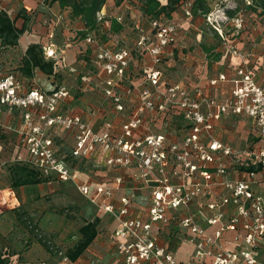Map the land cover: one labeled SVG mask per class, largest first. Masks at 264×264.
<instances>
[{
  "label": "built area",
  "instance_id": "built-area-1",
  "mask_svg": "<svg viewBox=\"0 0 264 264\" xmlns=\"http://www.w3.org/2000/svg\"><path fill=\"white\" fill-rule=\"evenodd\" d=\"M8 1L0 0V10L9 14ZM215 1L209 12L196 16L192 2L185 1L183 21L191 25L201 17L226 44L224 28L228 24L231 35H238L242 14L228 16L225 8H234L229 0ZM121 5L112 15L102 7L97 23L101 29L103 21L115 19L124 25L122 31L129 30V42L115 34L105 41L95 32L85 37L93 60L86 83L103 104L98 110L67 111L74 92L66 83L48 91L26 87L19 70L0 62V114L17 109L22 119L13 162L47 182L71 181L97 211L110 216L108 243L115 264H264V85L249 66L236 65L233 73L214 67L204 77L167 76L165 62L176 50L187 63L183 21L143 15L144 28ZM213 11H221V20ZM50 45L42 47L43 55L57 59ZM225 47L240 59L248 55L232 44ZM227 84L228 91L220 92ZM96 113L103 116L97 123ZM227 124L246 134L245 148L236 150L226 142ZM57 130L73 137L67 151L54 141ZM73 160L114 175L105 176L106 182H81ZM140 195L147 197L143 209L135 207ZM200 196L203 202L190 206ZM12 199L17 200L15 194ZM174 228L184 229L180 233L192 246L188 260H178L168 240ZM63 260L102 264L103 259L89 252Z\"/></svg>",
  "mask_w": 264,
  "mask_h": 264
},
{
  "label": "crops",
  "instance_id": "crops-1",
  "mask_svg": "<svg viewBox=\"0 0 264 264\" xmlns=\"http://www.w3.org/2000/svg\"><path fill=\"white\" fill-rule=\"evenodd\" d=\"M17 6L20 8H24L27 12L36 10V15L31 18L27 29L20 35L18 38V42L16 45H1L0 40V62L5 63L7 66L15 67L17 70L19 69V66L22 65V58L25 54V50L28 47V45L36 43L41 46H48L50 43L49 50L54 49L57 53L58 59H52V58H46L44 55L43 57L45 60H54V72L52 74H46L43 71H41L39 68L33 69L32 76H25L21 74L22 82L26 87L35 86L40 88L41 90H50L55 84L57 83H68L70 84L71 91L74 92L73 100L68 102L66 105L67 111H72L75 113H88L89 109H97L101 108L100 105H103L100 103L99 99L97 100V97L93 95V93L90 92L88 86H87V78L90 76V70H92L93 65H86V61L80 59L77 61V53H79L80 50H83L85 48L84 41L78 39V35H76V38H74L70 42V38L73 37V31L75 30H81L84 28L83 22L79 18L72 19L70 17V8L63 7L61 8L59 3L54 0H20L17 1ZM10 11V9H8ZM183 14H179L178 9H176L174 12H172L171 17L177 20L183 21ZM10 16V15H9ZM19 20V19H18ZM18 20L15 22V25L20 27L21 21L18 22ZM199 21H201L202 24H204V21L201 17H195L194 21L191 25H187L185 21H183V26L185 28V35H184V41L187 42V37L190 36V34L196 33L200 34L202 33V30L199 26ZM105 22L108 23V21H103L102 25H107ZM55 25V27H54ZM214 32V31H213ZM77 33V32H76ZM242 33L243 40H238V44L240 46L246 45V43L250 44L252 41V35H247ZM260 33V32H259ZM244 34V35H243ZM214 35L217 37V34L214 32ZM127 40H124L126 42H129L131 40L129 30H124L122 32L116 33L115 37H123ZM130 38V39H129ZM122 39V38H121ZM219 39V38H218ZM251 39V40H250ZM220 40V39H219ZM240 41V42H239ZM220 43H222L220 41ZM247 44V45H248ZM223 45V43L221 44ZM186 46V45H185ZM226 48V47H225ZM63 50L61 53L60 50ZM198 49V50H197ZM217 51L222 52L219 50V47L216 49ZM190 51V52H187ZM187 55V63L182 62L180 58V51H175V58L177 55V62H180V66L177 65V62H172V66H176L178 68H183V78L188 76H193L194 73H200L203 75V77L206 75L205 73L207 69V58L203 57V50L201 47H198L195 49V51H191L186 47ZM226 53L227 50H226ZM225 53V54H226ZM256 57V58H255ZM253 58L252 61L248 62V66L251 67V70L254 69V75L258 74L257 81L264 85V67L262 66L261 70H257L259 68V65L262 64V61H259L261 59L260 57L257 59V56L251 57ZM247 59V58H246ZM245 60V59H244ZM171 59H168L167 62L171 63ZM237 62H229L227 64L224 63V54L221 53L220 60L216 62H212L210 66H212V70L214 67L226 71L227 73H233L234 67L237 65ZM88 66V67H87ZM76 68L80 69L77 73L73 72V77L67 76V70L72 71ZM211 74V73H210ZM263 75V77H260L259 75ZM61 75L62 77H60ZM80 78L82 80H80ZM261 78V79H260ZM77 81V83L75 82ZM80 85H79V84ZM230 85L227 84L224 89H221L220 92H227ZM103 107V106H102ZM93 120L97 123L98 121L103 119V116L101 114H94ZM21 114L17 109H13L11 112L5 111L0 114V125H5L4 128L0 127V210L2 209V206L4 207V202L10 199L13 203H18V206L20 205V201H23L22 206L23 208L30 213L32 216V213L34 210L39 209L41 211L42 216L37 217V225L40 228V230L43 233H46L49 236H60L59 230H57L54 227V222L51 224L49 222L56 217V215H60L59 212H50V210L47 201H44L46 203H37V200L33 201H25L26 195L21 194L20 192L22 190H27L32 192L34 189V186H38V192L42 194L43 187L47 189L48 192L53 191L54 189H63L64 191H68V188H73L74 192L80 197L79 201L77 202V205H80L82 208H84V211L89 212V217L86 218V220H91V216H97L99 218V226H98V233L93 242L87 247V249L81 254H89V252H93L96 254H99L102 256V264H115L117 262V259L115 258V252L113 248L110 247L108 243V236L113 227V222L110 216H108L104 212L97 211L95 206L87 201L75 188V185L71 181H64V182H40L35 185L30 186H20L19 189L16 191L17 200H13L11 196L8 197L9 191L7 194H5L6 190H10V184L7 183L6 176L8 175V178L12 175V168L15 166H22L21 164H16L13 162V156L15 152L17 151V147L15 145L16 141V129L21 124ZM227 126V125H226ZM72 135L69 132H64L58 130L56 135H54V141L57 146H59V149L61 151H65L64 149L69 147L72 144ZM24 152V150H21ZM77 165H82L77 162ZM85 165V164H84ZM73 167V172L76 178L84 183H94V182H106L105 176H112L114 175L113 171H106V170H97L94 167L88 166L85 170L78 169L76 166ZM84 167V166H83ZM96 171V172H95ZM29 187V188H28ZM27 188V189H26ZM27 191V195H28ZM45 193V192H44ZM121 193V191L114 194V197L112 199L113 202H117L118 195ZM83 201H86L88 204L83 203ZM147 202V197L145 195H140L137 197V202L135 204V207L137 209H143L145 203ZM17 206V207H18ZM16 207V208H17ZM82 208H80V213L82 214ZM91 214V216H90ZM13 216H15L12 213ZM84 216V215H83ZM33 217V216H32ZM47 217L46 223H41L40 221ZM61 217L65 218L68 222L70 221L67 219L63 214H61ZM16 219V218H15ZM17 220V219H16ZM83 223V222H82ZM70 226H73L70 224ZM81 226H77V239L81 236V234L78 232V228ZM61 237V236H60ZM55 243L57 241H60L58 237L54 238ZM1 241H4V239L0 235V243ZM42 246V245H41ZM43 248V247H42ZM44 249V248H43ZM192 246H190L188 243L184 242L180 246L178 245L176 250V255L178 260H188L189 255L191 254ZM45 253L48 254V252L44 249ZM191 251V252H190ZM27 264V263H25Z\"/></svg>",
  "mask_w": 264,
  "mask_h": 264
},
{
  "label": "rangeland",
  "instance_id": "rangeland-1",
  "mask_svg": "<svg viewBox=\"0 0 264 264\" xmlns=\"http://www.w3.org/2000/svg\"><path fill=\"white\" fill-rule=\"evenodd\" d=\"M17 1H20V0H9L7 3V8L10 9L9 15L11 18L15 20V22L18 19H19L18 22L21 21L20 20L21 18H16V14L20 11V9L24 10V13L30 15L31 18H33V16L36 15V12H37L36 10L27 12L24 8L19 9V7L17 6ZM122 1H121L122 2L121 8L123 9V12H125L126 16L129 17L130 13H133V14L135 13L136 15L135 19H140L141 26L146 28L148 26V22L146 21L145 18H143L144 14L141 11L142 0H122ZM185 1L192 2V0H185ZM207 1L211 4H216L215 0H207ZM226 3L230 5L231 7L237 6L238 11L240 12V14H242L241 16L243 18V29L239 32L238 35H235V37L232 36L231 35L232 29L227 24L226 27L224 28L225 31L227 30L226 36H225L226 44L221 45L222 43H220V40L216 38L213 30L209 29L205 24H202L201 21H199V26H200V29L202 30V33L190 34V36L187 37V42H185L184 44L191 51H195L196 48L201 47L203 45H206V46L214 45L216 49L217 47H219V50L222 51L221 53L224 54V63L227 64L229 62H237L238 67L248 66V62L253 60V58L251 57L257 56V59H256L257 61H258V58L260 57L261 59H259V61H262V64L259 65V68L257 70H261L262 66L264 67V17L257 16L255 13L246 9L244 7V5L246 4L245 0H229ZM115 4H116L115 0H106L104 4V9L108 12L109 15H112L114 12H116L117 6H115ZM177 9H178L179 14H182L184 12L181 6H179ZM213 12L215 14L213 15V17H219L217 18V20H221L220 19L222 18L221 11L219 12L213 11ZM105 24L107 25H102L101 30L108 29V23L105 22ZM78 31L79 30L73 31V37L70 38V42L74 38H76V35H77L76 32ZM243 32H245L244 34L252 35L253 43L252 42L250 44L246 43V45H242V46L238 44L239 39L240 41L243 40L241 36ZM229 44L236 46L241 52L248 54L245 57V60L232 56L229 53H226L225 46H228ZM187 52H190V51H187ZM76 57H77L76 58L77 61L81 59L79 53H77ZM176 60L177 59L174 57L171 63L167 62V60L165 62L167 66V69H166L167 76L169 75V77L173 79H178L182 77V75H177V73L183 74V68L176 67L177 65L180 64V62H177ZM173 61H174V64H175V61L177 62L176 66H172ZM210 64L211 63H207L208 68L204 69L206 70V72H208V73H205L206 75H210V73L213 72L211 68L212 66H210ZM78 70L80 69L76 68L75 70H72V71L67 70L68 78L73 77L72 73L73 72L77 73ZM252 70L253 72H255L254 69ZM59 76L62 77L61 75ZM257 76L258 74L256 75V77ZM259 76L263 77V75L261 74ZM262 82H264V80H262ZM225 127L227 130L223 134V136L225 137L226 142L232 145L233 149L241 150L247 146L246 141L249 142V138L246 137L245 133L244 134L236 133L235 128L232 127L230 124H227V126L225 125ZM226 136L228 137V139H226ZM81 166L82 165L79 166L80 167L79 169L82 171L84 170L86 172L85 169L88 167V165H85V166L83 165L84 167L83 166L81 167ZM6 180H7V183L10 184L9 187L10 189H12V191L6 190L5 194H7L9 191L8 197L11 196L12 198L13 194L17 195L16 191L19 189V187H13L11 185V182H12L11 176L8 178V175H7ZM204 186L206 187V185ZM38 188L40 187L34 186V189L32 190V192L31 191L29 192L28 189L26 188L27 190H22L20 193L26 195L25 201L26 200L27 201L37 200L38 201L37 203H46L44 201H47V204L50 210H52L50 212H53V211L60 212V210L65 209L67 210L66 211L67 213L73 214L74 212L70 208H73V207L78 208L77 217L75 219H71V220L69 219L70 221L68 222L67 220H65L64 217L63 218L61 217V214L60 215L58 214L56 215V217H54V219H52L51 222H49L50 224L54 222V227L57 230H59L58 233L61 237L56 236L60 239V241H57L55 243L54 238L56 237L50 236V243H49L50 252L46 254L42 246L30 234V232L15 219V216L12 215V213L14 214V208H16L17 206H16V203H13L12 201H10V199H8L7 201L3 203L4 204V207L2 206L3 210H0V235L4 239V241H1L0 245L3 246V249L6 251L7 254L16 258L14 260L15 261L14 264H23V263H27V264H69L68 261L63 260L65 250L68 247H70L72 244H74L75 241L77 240L78 235H77L76 227L82 224V222L86 220V218H90L89 212L84 211V208H82L83 206L81 207L80 205H77V202L79 201L80 197L74 192L73 188L71 187L68 188V191L67 190L64 191L63 189L62 190L54 189L53 191H50V192H48L47 189L43 187L42 189L43 192H41L42 194L38 192ZM27 191H28V195H27ZM203 200H204V197L200 196V198H196L195 202L192 201L193 203L191 202L190 206H193L195 204L197 205L201 204ZM19 201L21 205L20 207L23 208L22 206L23 201L22 202L21 200ZM83 203L88 204L86 201H83ZM80 208H82V214L84 216L81 215ZM192 214H194L193 211H192ZM32 216H33L34 224L35 223L37 224V217L42 216L41 211L39 209L34 210L32 213ZM92 217L94 216L92 215L91 218ZM197 218L199 219V221H201L199 215H197ZM46 221H47V217L43 218L40 221V224L46 223ZM70 224L76 227H73L72 229V226H70ZM180 231L184 232V229L183 230L177 229V228L172 229V235H176V236H172L171 232H169L170 236L168 237H170V239L168 240L173 242V245L175 246V248H177L178 245L180 246L182 243L187 242V239L180 233ZM167 233L165 234V231H164L163 235L164 234L167 235ZM226 235H228V232L225 233V236Z\"/></svg>",
  "mask_w": 264,
  "mask_h": 264
},
{
  "label": "trees",
  "instance_id": "trees-1",
  "mask_svg": "<svg viewBox=\"0 0 264 264\" xmlns=\"http://www.w3.org/2000/svg\"><path fill=\"white\" fill-rule=\"evenodd\" d=\"M54 1H57L61 8H70L69 15L72 19L79 18L83 22L84 28L79 30L77 32V35L78 39L84 41L86 45L83 50L79 51V55L82 60L86 61V65L88 66L92 65L93 60L90 57L89 44L85 42L87 33L95 32V35H97L101 40L105 41L108 38V34H116L124 29V25L118 23L115 19H111V21L108 22L109 25L107 30H101L98 27L96 13L100 11L102 7H104L106 0ZM121 1L122 0H115V6L118 7L119 5H121V3L123 2ZM248 1L249 2L246 3L244 7L255 13L257 16L264 17V0ZM184 2L185 0H142L141 11L150 19L159 17L160 15H163L167 18H172V12H174L179 6L183 8ZM213 6L214 4L209 3L207 0H192V14H194L195 16L198 15V13L206 14L213 8ZM224 11L228 16H233L236 12H239L237 6H235L234 8H225ZM16 18L22 19L20 27L15 25V20L11 18L7 12L0 10L1 45H16L18 42V38L27 29L28 24L31 20L30 15L24 13V10L22 9H20V11L16 14ZM201 48L206 54L208 63L220 60L221 52L217 51L214 45H203L201 46ZM54 65V60H45V58L43 57V49L41 48V46L39 44L33 43L28 45V47L26 48L25 54L22 58V65L19 66L18 70L25 76H32L33 69L37 67L46 74H52L54 72ZM80 80L82 79L80 78ZM66 84L70 87V84ZM57 132L58 130L54 131L53 134L56 135ZM67 149L65 148L64 150L67 151ZM72 166H76L78 169L80 168V165H77V162L74 160L72 162ZM88 166H90V164H88ZM11 171V185L13 187L30 186L38 184L40 182H47V180L40 177L35 170L25 166H15ZM70 209L73 210V214L67 213V210L65 209L60 210L59 213L63 214L67 219H75L78 214V208L73 207ZM14 215L17 221L30 232V234L36 239V241L40 245H42V247L47 252H50V236L46 233H43L36 223L34 224L33 217L30 215V213H28V211H26L24 208L18 206L17 208H14ZM99 223V218L97 216H94L91 220H84L81 226L78 228V232L81 234V236L75 241L74 244H72L65 250L64 256H66L71 261L76 260L97 236ZM15 259L16 258H14L13 256L7 254L3 249V246L0 245V264H14Z\"/></svg>",
  "mask_w": 264,
  "mask_h": 264
},
{
  "label": "flooded vegetation",
  "instance_id": "flooded-vegetation-1",
  "mask_svg": "<svg viewBox=\"0 0 264 264\" xmlns=\"http://www.w3.org/2000/svg\"><path fill=\"white\" fill-rule=\"evenodd\" d=\"M191 246V245H190Z\"/></svg>",
  "mask_w": 264,
  "mask_h": 264
}]
</instances>
